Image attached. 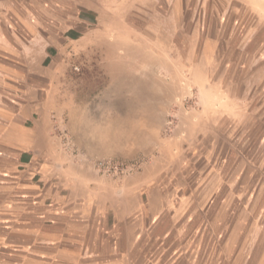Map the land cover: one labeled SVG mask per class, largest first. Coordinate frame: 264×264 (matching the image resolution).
Here are the masks:
<instances>
[{
    "label": "crops",
    "instance_id": "obj_1",
    "mask_svg": "<svg viewBox=\"0 0 264 264\" xmlns=\"http://www.w3.org/2000/svg\"><path fill=\"white\" fill-rule=\"evenodd\" d=\"M82 6L75 11L57 2L44 9L0 0V264H157L154 256L167 252L162 245L172 235L181 238L188 223L199 222L197 234L203 235L219 223L249 222L230 211L250 202L251 154L264 159V133L249 131L250 122L241 120L250 109L251 99L244 97L255 77L251 57L243 58L242 77L227 76L230 61L223 66L219 81L226 79L231 99L225 105L212 100L214 71L191 63V82L199 94L210 93V102L199 112H180L172 134L152 138L149 161L130 175L116 181L98 175L85 161L95 156L86 145L78 162L60 149L54 131L64 71L68 81L69 67L81 55L107 47L117 55L98 57L109 63L103 70H124L126 43L96 35L100 15L90 4ZM147 60V71L179 88L186 62ZM258 69V80L264 79V65ZM263 90L264 83L259 94ZM137 124L120 121L109 128L121 135Z\"/></svg>",
    "mask_w": 264,
    "mask_h": 264
},
{
    "label": "rangeland",
    "instance_id": "obj_2",
    "mask_svg": "<svg viewBox=\"0 0 264 264\" xmlns=\"http://www.w3.org/2000/svg\"><path fill=\"white\" fill-rule=\"evenodd\" d=\"M24 1L29 7L41 3L44 9L58 2L59 7L75 11L82 9L84 3L90 4L100 15L94 27L96 35L126 43L121 52L123 71H104L103 67L109 63L101 64L98 59L100 55L107 58L117 55L113 48L89 49L69 67L68 81L67 71H64L66 75L60 86V127L55 124L54 131L60 149L78 162L80 147L88 146L95 156L85 161L98 175L116 181L122 175L136 172L142 163L149 161L146 153L152 138L158 141L168 137L177 125L180 112L196 113L201 110V103L210 102V93L199 94L191 82V63L214 71L216 88L212 100L225 105V101L231 99L226 95V79L219 81L223 66L230 61L232 65L227 76L242 77L243 58L248 62L251 57L254 67L251 72L254 71L255 77L248 86L249 95L244 97L247 102L251 99L250 109L244 112L241 120L250 122L249 131L264 133L261 121L264 119V94H259L264 79L258 80V66L264 65V0H22V3ZM109 28L113 30L104 32ZM134 57L138 58L137 64L131 59ZM167 57L180 58L182 63H187L180 70L179 88L147 71L150 62L147 59ZM136 66L137 71L134 70ZM242 86L243 81L240 82L241 91ZM120 121L138 124L116 135L120 129L109 128V125ZM104 124L106 128L100 127ZM101 138H106L108 143L101 145ZM251 158L250 167L246 168L251 173L248 176L251 179L250 202L247 208L237 203L230 211L235 219L248 216L249 222L219 223L212 225L213 232L203 235L197 234L202 226L199 222L188 223L181 238L172 235L162 245L167 252L155 255V263L264 264V159L259 160L258 152L252 153ZM238 162L241 164L242 160ZM99 163L117 167L137 163L138 168L128 173H103L99 171ZM248 177H241V180ZM240 194L238 190L235 192V195ZM206 226L209 229L210 225Z\"/></svg>",
    "mask_w": 264,
    "mask_h": 264
},
{
    "label": "built area",
    "instance_id": "obj_3",
    "mask_svg": "<svg viewBox=\"0 0 264 264\" xmlns=\"http://www.w3.org/2000/svg\"><path fill=\"white\" fill-rule=\"evenodd\" d=\"M99 171L103 173H112V172H122V173H128L131 172L132 170H136L138 168V164H133L128 167H117L115 165H110L107 163H99Z\"/></svg>",
    "mask_w": 264,
    "mask_h": 264
}]
</instances>
